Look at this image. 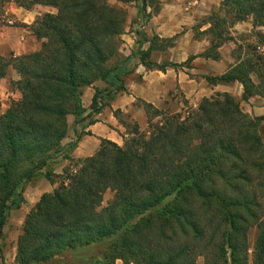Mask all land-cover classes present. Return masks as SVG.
Segmentation results:
<instances>
[{
    "label": "trees",
    "instance_id": "obj_1",
    "mask_svg": "<svg viewBox=\"0 0 264 264\" xmlns=\"http://www.w3.org/2000/svg\"><path fill=\"white\" fill-rule=\"evenodd\" d=\"M10 1L57 12L32 25L42 40L39 50L0 55V80L13 66L20 78L12 87L21 94L0 116V264L9 210L25 202L23 184L76 147L80 135L63 144L69 115L94 123L93 115L125 89L132 58L119 55L127 10L109 0H3ZM121 1H139L146 20L149 0ZM250 18L252 32L241 34V44L231 29ZM203 21L210 27L196 29V37L208 35L210 44L202 57L220 60L224 44L236 45L235 63L204 78L211 85L241 83V99L219 92L187 114L139 100L147 128L123 122L122 145L101 139L95 154L77 159L75 170L65 168L59 185L28 212L16 264H47L98 244L105 246L101 264H198L200 257L203 264H264V115L241 105L264 98V0H221ZM174 40L154 37L136 54L149 69L191 67L195 56L181 64L152 60L155 47ZM97 81L106 86L95 88L84 116V89ZM45 176L56 181L51 169ZM108 190L113 198L103 206ZM252 227L258 234L250 258Z\"/></svg>",
    "mask_w": 264,
    "mask_h": 264
},
{
    "label": "crops",
    "instance_id": "obj_2",
    "mask_svg": "<svg viewBox=\"0 0 264 264\" xmlns=\"http://www.w3.org/2000/svg\"><path fill=\"white\" fill-rule=\"evenodd\" d=\"M109 2L127 10V24L124 33L120 37L119 55L121 60L132 57L127 68L129 73L132 72L138 75V80L127 81L128 83L124 85L126 91L122 90L116 93L110 101V105L93 115L94 123H89V119H85L80 124L74 125V122L71 123L68 120L70 123L69 130L72 126L77 131L86 133L81 137L75 148L56 158L58 164L61 162L60 170H56L58 174L62 173L70 158L79 159L95 154L100 147L101 139H109L119 145L123 144L125 128L118 122L113 110L120 109L124 113H128L136 106L137 113L140 115L138 122L141 125L145 121V111L142 106L135 105V101L144 100L159 109L176 112L179 105L173 92L178 87L188 99L197 97L205 85L215 88L220 87L223 92L231 93L238 99H241L243 94V86L239 82L211 85L203 76L198 81L190 75L194 73L204 75L222 74L235 63L234 57L223 54L221 49L223 47L220 48L223 59L213 60L200 55L208 48L210 41L208 35L196 37V29L203 32L210 27V24L204 23L203 20L211 15L213 11L220 9L221 0H149L147 2L146 12L148 17L146 20L143 19L140 13L139 1L109 0ZM56 12L57 9L50 5L35 4L31 8H26L15 1L7 2L4 7V17L7 16L8 20L11 18L17 25L0 23V55L9 57L14 54L17 56L39 50L42 40L34 34L32 25L43 14ZM154 37H158L160 43L163 39L175 37V40L170 46L155 47L151 54L152 60L157 63L166 61L181 64L191 56H195L191 62V67H167L166 70H159L149 69L143 65L136 52L139 48L147 50L151 46ZM220 62H226L224 68L214 71ZM200 64H204L205 69L198 70V72L196 67ZM19 78V73L13 66H10L7 75L0 80V99L9 97L13 90L11 82ZM254 79L257 81L255 76ZM105 86L104 81H97L94 85L85 87L83 105L86 112L84 116L91 112L89 107L95 94V88L102 89ZM20 96V92L16 90L14 98L17 100ZM241 105L243 110L251 115H264L263 97L253 96L248 101H242ZM5 111L2 110V114ZM71 137L72 133L69 132L63 144L69 143L72 140ZM14 251L16 254V245Z\"/></svg>",
    "mask_w": 264,
    "mask_h": 264
},
{
    "label": "rangeland",
    "instance_id": "obj_3",
    "mask_svg": "<svg viewBox=\"0 0 264 264\" xmlns=\"http://www.w3.org/2000/svg\"><path fill=\"white\" fill-rule=\"evenodd\" d=\"M5 5H6V3H4L3 0H0V23H7V25H8L9 24L8 23V17L7 16L4 17V13H2V10H4ZM14 25H17V23L14 22ZM252 29H253L252 19L250 18V19H247L246 21H243V22L236 24L234 27H232L231 32L237 38L238 42L242 44V40L240 38L241 34L251 33ZM262 30L264 31V28H262ZM222 47L223 48H221V49H222L224 55H231L233 57V50L236 47L234 42H228V43L224 44ZM221 59H223V57ZM225 63L226 62L218 63L219 65H217L215 67L214 71H218V70H221L222 68H224ZM203 68L205 69L204 64H200L196 67L197 71L202 70ZM190 75L198 81L201 79L202 76L203 77L205 76L204 74H200V73H194V74H190ZM123 79H124L123 84L125 85L129 81L138 80V75L131 72V73H129V75L127 74V76H125ZM124 88L125 89H123V90L126 91L125 86H124ZM201 90H202V92L199 95H197V97H195L193 99H188L185 97V95L182 93L181 89L178 87L173 93H174V97L178 100L179 109L176 112H171L168 109L167 110L171 113L182 112L184 114H187L190 111L196 110L198 108L199 103L201 102V100L204 97H210L212 95H215L216 93H219V92L222 93L223 92L220 87L215 88L213 86H208V85H205V87H202ZM14 95H16L15 89H13L11 91V94L9 95L8 98L0 99V116L2 115V110L3 111L7 110L9 108L10 104L12 103V101L16 100L14 98ZM134 104L141 107L139 100L135 101ZM135 107L128 113H124L120 109L113 110L114 116L117 118L118 122L125 128V133L123 134V136H126V134H127L126 133L127 128L124 126L123 122L128 123V124H133L134 122L139 121L138 117L140 119V115H138ZM144 118H145L144 124L142 123L140 126L143 129H146L147 128V118H146L145 112H144ZM68 120H70L71 123L74 122V125L81 123V122H76V118L74 115H69ZM69 132L72 133V137H71L72 140L69 143L75 141L77 139V136L80 135L82 137L84 135V133H86L84 131H81V132L77 131L75 128H72V126H71V129L69 130ZM123 142H124V140H123ZM69 143H67L65 146L67 147ZM66 152H69V150H67L65 148L62 151V154L66 153ZM76 161H77V159L70 158L68 165H66L63 168V171L60 174L56 173V170H60L61 162H60V164H58L57 159L52 161L48 170L51 169L53 171V173L56 175V177H55L56 181L54 183L50 182L46 178L45 174L48 170H47V168H44L41 171L42 173H39V175H36L35 177L27 180L23 184L22 191H23V196L25 198V202H23L21 204L20 208L9 210V213L7 216V223L4 227V231L6 233L4 234V236L1 240V244L3 247L4 264H16L15 260H16V255H17V241H18L19 235L22 232V227H23V224H24V221L26 219L28 212L39 201L42 194H44L46 192H52L59 185V183L63 180L62 177L65 176V172H64L65 168L70 167L73 170L76 169V167H75ZM113 194L114 193L110 190H108L105 193L103 206H105L107 204V202L113 198ZM19 225H20V228L18 227ZM19 229H20V232H19ZM257 234H258V229L256 227H252L249 231V239H250V243H251L250 244V246H251L250 258H251V254H252L253 244L255 242ZM15 245H16V254L14 251ZM104 249H105V246L103 244H98V245H95L92 247L76 250V251H74V253L72 255H71V252H67L65 255L59 256L57 261L47 263V264H101L100 262L103 259ZM14 254H15V256H14ZM96 261H97V263H95ZM203 261H204L203 258L200 257V258H198L197 262H198V264H203ZM116 264H123V262L121 260H118L116 262Z\"/></svg>",
    "mask_w": 264,
    "mask_h": 264
},
{
    "label": "built area",
    "instance_id": "obj_4",
    "mask_svg": "<svg viewBox=\"0 0 264 264\" xmlns=\"http://www.w3.org/2000/svg\"><path fill=\"white\" fill-rule=\"evenodd\" d=\"M8 23H9L10 25H14V21H13L12 19H9V20H8Z\"/></svg>",
    "mask_w": 264,
    "mask_h": 264
}]
</instances>
